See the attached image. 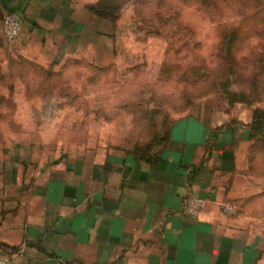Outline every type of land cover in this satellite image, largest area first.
<instances>
[{
	"label": "crops",
	"instance_id": "crops-1",
	"mask_svg": "<svg viewBox=\"0 0 264 264\" xmlns=\"http://www.w3.org/2000/svg\"><path fill=\"white\" fill-rule=\"evenodd\" d=\"M77 11L75 0H0V20L6 12L22 18L11 49L0 31V50L42 52L44 63L72 58L80 36L92 35V15ZM65 142L52 156L16 149L23 141L0 142L7 264H264L248 109L223 93L175 117L162 145L144 155L109 150L105 141ZM188 195L206 199L196 216L182 212ZM220 202L233 203L234 214H223Z\"/></svg>",
	"mask_w": 264,
	"mask_h": 264
},
{
	"label": "rangeland",
	"instance_id": "rangeland-1",
	"mask_svg": "<svg viewBox=\"0 0 264 264\" xmlns=\"http://www.w3.org/2000/svg\"><path fill=\"white\" fill-rule=\"evenodd\" d=\"M75 1L92 35L74 58L0 50V142L52 156L90 139L144 155L175 117L221 92L248 109V174L264 202V0ZM101 5L108 17L90 8Z\"/></svg>",
	"mask_w": 264,
	"mask_h": 264
},
{
	"label": "built area",
	"instance_id": "built-area-1",
	"mask_svg": "<svg viewBox=\"0 0 264 264\" xmlns=\"http://www.w3.org/2000/svg\"><path fill=\"white\" fill-rule=\"evenodd\" d=\"M22 25V18L14 12H6L0 20L1 36L6 44L10 47L16 40ZM206 204V199L198 195H188L181 202L182 212L189 216H196ZM220 211L230 216L234 214L236 206L230 202H220L218 204ZM8 258L5 254H0V264H7Z\"/></svg>",
	"mask_w": 264,
	"mask_h": 264
},
{
	"label": "trees",
	"instance_id": "trees-1",
	"mask_svg": "<svg viewBox=\"0 0 264 264\" xmlns=\"http://www.w3.org/2000/svg\"><path fill=\"white\" fill-rule=\"evenodd\" d=\"M90 8L92 10H94V12H96L97 15H99L100 17H105V16L108 17V14H110L111 10H112V8L111 9H106L105 5H103V6L101 5V6H99V8H96V7H94V8L90 7ZM110 19H111V16H110ZM36 66H38V65H36Z\"/></svg>",
	"mask_w": 264,
	"mask_h": 264
}]
</instances>
